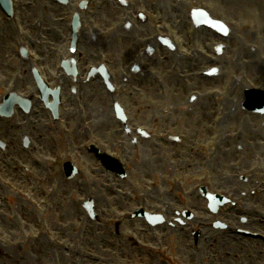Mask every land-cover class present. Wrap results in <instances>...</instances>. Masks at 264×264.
<instances>
[{
  "label": "rangeland",
  "instance_id": "obj_1",
  "mask_svg": "<svg viewBox=\"0 0 264 264\" xmlns=\"http://www.w3.org/2000/svg\"><path fill=\"white\" fill-rule=\"evenodd\" d=\"M86 1L90 2V6L87 7L86 19L96 18L99 21L94 20L92 25H85L84 32L82 31L80 36L82 44L80 47L85 59V63L81 64V68L84 65V68L88 71L92 66L98 69L102 64H106L113 72L120 63L122 66H127L132 56L136 55L137 59L142 60L143 64L147 66L144 69L146 75L151 74L152 78L141 85L137 76L132 77L130 83H132L133 90L137 89L142 93L134 95L135 105L139 107L140 111L135 112L134 107H131L134 113L143 112L144 115L149 116L155 122L149 126L146 122L141 121L143 126L149 127L151 132L154 133V141L159 146L143 160L133 159L135 157L133 155H130L128 159L123 157L126 166L129 165L127 171L130 172V176L127 181L118 179L115 175L108 173L101 167L94 154L88 153L84 148L85 143L88 141L107 143L113 140L109 136V132L115 131H111L112 123L106 125L99 121L101 112L97 109L104 99L109 98L110 93H108L100 79L85 84V74L83 78L78 80L79 84H76L71 80H61L62 76L59 74L53 76V72L48 73L47 77L53 88L63 87L60 82L67 85L63 97L66 104L65 116L67 122L74 120L70 125L72 133L69 137L62 133V129H70L65 124L61 125L60 129L56 131L55 137L51 134L49 135L51 139L47 137L43 143H40V141L32 142L24 164L32 159L36 151L38 155L36 157L41 160L40 171L34 170L30 176H26L23 172L19 174L15 170L10 172V175L14 178L19 176L29 177L27 187L19 188L14 183V186L19 190H23L22 192L25 194L15 189H0V202L2 204L0 211V237L2 238L0 242V264H174V259L181 260L182 264H212L202 258L201 255H193L185 246L180 245L181 241L186 240V234L176 232L175 234L179 237L171 236V229L164 227L156 231L149 230V234L145 235L146 233L141 231V229H145V225L138 222L128 226L121 238L129 243H131V238L143 244L147 243L145 244L147 245L146 249L141 248L140 251L133 247H125L124 250L117 249L115 243L121 242V244H124L125 242L124 240L115 239L114 232L111 233L109 227L105 228L104 225L109 224L108 220L110 219L107 214L113 212L123 217L124 213H132L140 208L147 209L151 213L155 212V208L149 203L150 196H146L145 192L147 191L143 190L145 185L148 187L153 186L148 181V177L152 175L155 179L153 180L154 183L162 185L159 187L162 196L170 188H175V194H189L187 205L192 206V203L196 201V211L200 221H202L196 226V230L205 231L201 228L202 223L207 224L210 226L211 232H214L220 241L231 245L230 250L232 252L243 254L245 251H263L264 245L262 244L243 242L240 237L236 239L230 236L233 227L245 229V220L241 221V218L243 219L241 208L228 206L226 209H222L217 217H214L206 209L205 202L198 200L200 195L197 187L210 184L208 186L210 191H227L233 186L236 189L247 186V195H245L244 202L250 207L264 205L262 198L264 195L261 194L264 191V169L259 179L257 174L251 175L252 169L243 163L250 162L257 154L264 158V149L261 148L262 143L264 144V117L246 112L242 108V104H239L240 94L237 93L231 98L233 104H235L232 109L204 123L201 115L205 109L203 108L205 101L199 104L197 94L196 100L190 98L196 92L199 95L204 92H215L224 97L225 89H230L231 86L240 88L239 83H235L237 81V70H239V78L248 79L249 84L260 83L261 80L264 82V70L262 71L264 63L259 69L253 71L241 63L244 57L262 61L258 57L263 56L264 30H253L250 34L246 33L247 40L244 44L254 47L253 54L252 52L249 53L248 48L244 45L237 49L232 41H235V37L239 34L236 32L233 20L226 16L233 18L236 16L235 11H238L236 21L244 23L247 19L242 15L243 11L253 19L258 27H262L264 26V0H128L125 1V4L130 8L126 10L120 5V0ZM51 2L53 0H25V4L20 2V6H25V11L29 13L28 19L38 16L45 20V30L40 37L42 45L40 51L46 57L54 56L55 61L59 62V55L67 51L65 41L68 39L69 43L71 38L69 28L71 17L67 16V20L58 23L57 19H63L60 18L63 12H60L56 5H52ZM49 4L50 8H46V5ZM201 7L212 12H214L213 9H216L217 12L222 14L223 19L228 20L232 26V33H229L228 38L203 28L193 29L194 35L190 33L192 11ZM142 9L151 11L158 17V32L152 29L147 33L148 27L142 25L139 18ZM120 14H123L124 20H122ZM81 15L83 17V13ZM86 19L83 18V21L85 22ZM5 24L13 26L6 22ZM135 26L139 27L141 32L143 31L141 44L150 41L152 47L145 46L141 50L138 43L140 40L133 35ZM118 30L130 36L132 42H122V34L118 35ZM158 33L160 37H157ZM164 34L171 35L172 46L175 48L161 45L160 39ZM91 35H94V40H90L89 36ZM144 35L148 36L144 37ZM46 37L49 39L48 42L45 40ZM252 37L257 38L255 44H252L250 40ZM32 39L33 35L30 34V36L23 38V41H32ZM220 48H222L221 54L219 52ZM148 49H152L151 54L146 52ZM196 52L204 56V59L197 57L196 61L191 62L190 58ZM99 54L103 55V59L98 57ZM66 57L67 55L64 58ZM216 59L217 65L214 64ZM93 60L94 62H92ZM232 60H240L239 67L236 66L235 71L231 70L232 65H235ZM48 64H43V67L49 69L46 66ZM210 69H216L217 71L211 81L206 76L202 77L203 74H201L210 71ZM24 71L26 74L28 68L24 67ZM252 72L257 74L261 80L253 79L254 74ZM195 74L196 79L200 81H204V79L210 81L212 89L207 90V83L202 85L199 81V84L196 83ZM14 75L17 76L16 73ZM183 75L188 76L187 83L181 81ZM14 80L12 82L9 79L10 87L5 92L16 87L17 82L19 83L17 89L21 95L28 96L34 91L30 75L24 77L21 74L18 80ZM159 80L164 82L165 91H161L157 87ZM224 81L226 85L222 86ZM219 83H221V86ZM72 87L77 89V97L72 93ZM3 93L0 92V96ZM181 93L185 98H189L186 104L182 106L183 98L178 100ZM80 101L83 103V108L86 109L83 115L79 114L78 110ZM190 102L194 103L190 104ZM187 107L196 108L193 114L194 117H182L185 114L184 108ZM213 114L218 113L213 112ZM81 116L86 121H91V126L88 125L87 128L81 126L79 122ZM195 117L198 119L196 123ZM226 117L227 126L224 127L222 123L226 120ZM248 122H255L256 126H247ZM260 122L261 126H259ZM175 124L179 136L185 135L187 138L183 140V149H180V160L179 151L175 152V166L172 172H169L170 169L166 168L168 155L164 150L165 144L161 141V138L163 137V131ZM10 125L17 128L12 123ZM213 125L214 129L219 125L222 128L218 127L214 133H211L209 129ZM43 127L50 131L47 124L42 123L40 129ZM89 129L93 132V135L87 133L86 130ZM206 130L209 132L208 137L205 136ZM135 135L139 136L137 132H135ZM14 138H20L18 132H15ZM54 138L57 146L54 143ZM194 141L196 142V149H202L201 158L198 159L199 165L205 168L196 172V181L182 172L183 163L181 160V156L184 159L190 157L187 152L189 149L184 148H190L191 143ZM65 143L71 146L70 152H68L69 147L65 148ZM125 144H127V141L124 139L121 143L114 144L113 147L122 148ZM108 148L113 152L110 147ZM225 151L228 152L225 153ZM12 155V151L0 155V162L11 160ZM64 156L75 162L80 168L81 176L77 180L65 183L60 169L55 173H50L48 167L49 164H52V159H61ZM64 160L66 159H62V161ZM192 160L196 163V154L192 156ZM240 162L243 164L239 167ZM154 163L158 164L152 169ZM12 169H14L13 166L7 165L5 171ZM211 172L216 173V178L211 175ZM243 173L250 175H247V179L241 180L239 175ZM49 177L51 183L47 185L46 179ZM218 177H223L224 180L220 181ZM160 178L162 184L158 181ZM192 183L196 184L195 187ZM178 185L181 186L182 190L177 189ZM100 187L103 190L99 189V191L98 188ZM50 189H55V195L48 199L47 195ZM236 189L233 188V190ZM257 190L260 192L254 193ZM31 192L40 195V197L37 198ZM88 197L95 201L96 211L100 217L99 223L92 222L83 208L82 203ZM172 198V196H169V199ZM244 202L241 204L244 205ZM53 204L56 206L57 213H51ZM170 210L174 213L175 210H181V208L176 204V207L172 206ZM259 210L264 212L261 207ZM257 218L260 217L257 216ZM215 221L223 223L225 225L224 229L215 230L213 226ZM255 227L264 231L263 223H259ZM228 228L229 230H227ZM136 232L138 233L136 234ZM174 239H178L179 244L174 246L180 251L175 255H171L170 240L173 241ZM58 246L67 250L57 248ZM104 246L108 247L104 248ZM160 249H166L168 255L161 256ZM57 250L60 251V254H57ZM227 252L229 254V251ZM229 256L235 257L233 254Z\"/></svg>",
  "mask_w": 264,
  "mask_h": 264
},
{
  "label": "bare ground",
  "instance_id": "obj_2",
  "mask_svg": "<svg viewBox=\"0 0 264 264\" xmlns=\"http://www.w3.org/2000/svg\"><path fill=\"white\" fill-rule=\"evenodd\" d=\"M205 100L208 101L209 105L214 107L213 108L214 111H216V110L219 111V112L221 111L220 109L218 110V105L215 103L213 95L206 96ZM220 106L222 107L223 110H226L228 108V105L221 104ZM222 260H224V259H222Z\"/></svg>",
  "mask_w": 264,
  "mask_h": 264
},
{
  "label": "water",
  "instance_id": "obj_3",
  "mask_svg": "<svg viewBox=\"0 0 264 264\" xmlns=\"http://www.w3.org/2000/svg\"><path fill=\"white\" fill-rule=\"evenodd\" d=\"M1 6H2V8H3V10L6 12V13H10V8H11V6H10V2H9V0H2L1 1Z\"/></svg>",
  "mask_w": 264,
  "mask_h": 264
}]
</instances>
